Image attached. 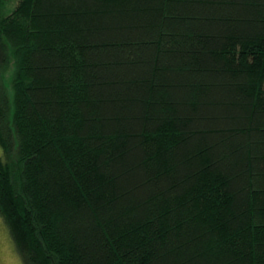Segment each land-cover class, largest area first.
Wrapping results in <instances>:
<instances>
[{
    "label": "trees",
    "instance_id": "trees-1",
    "mask_svg": "<svg viewBox=\"0 0 264 264\" xmlns=\"http://www.w3.org/2000/svg\"><path fill=\"white\" fill-rule=\"evenodd\" d=\"M0 0V217L20 264H264V0Z\"/></svg>",
    "mask_w": 264,
    "mask_h": 264
},
{
    "label": "rangeland",
    "instance_id": "rangeland-1",
    "mask_svg": "<svg viewBox=\"0 0 264 264\" xmlns=\"http://www.w3.org/2000/svg\"><path fill=\"white\" fill-rule=\"evenodd\" d=\"M7 6V10L10 11L15 1L11 0ZM0 264H20V259L15 251L14 244L8 234L6 226L4 225L0 217Z\"/></svg>",
    "mask_w": 264,
    "mask_h": 264
}]
</instances>
